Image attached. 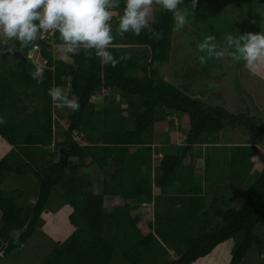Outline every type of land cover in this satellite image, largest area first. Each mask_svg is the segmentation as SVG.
<instances>
[{
	"label": "trees",
	"instance_id": "16d2710c",
	"mask_svg": "<svg viewBox=\"0 0 264 264\" xmlns=\"http://www.w3.org/2000/svg\"><path fill=\"white\" fill-rule=\"evenodd\" d=\"M254 1L264 5V0ZM115 3L107 49L117 60L114 66L82 48L55 58L54 48L61 43L56 31L50 38L36 37L37 50L12 40L7 41L12 51L0 54V142L8 149L0 158V243H5L0 255L20 248L44 226L47 203L59 190L73 232L38 264H112L118 256L128 264H194L229 240L228 264H243L253 248L262 257L264 245L254 229L264 228V161L252 185L245 186L256 146L240 145L237 156L230 154L232 160L206 156L201 170L193 151L213 142L202 138L227 128L264 129V119L249 109L239 113L233 104L206 106L163 80L157 65L171 60L172 13L154 2L139 35H120L116 28L124 2ZM233 28L237 35L264 30L246 16ZM142 47L147 56L132 51ZM34 53L44 62L39 72ZM52 86H68L79 105L76 111L68 109L62 128L54 116L59 104L47 94ZM111 90L121 95L122 105L116 106L113 97L103 102ZM227 94L223 90L216 96ZM162 110L178 114L187 131L182 151L156 158L153 132ZM75 134L84 141H74ZM212 165L226 167L228 174L209 175ZM91 166L103 172L99 193L82 172ZM28 175L35 179L33 186L23 183ZM8 180L17 184L14 189H2ZM164 195L166 210L152 212L149 205H158ZM143 205H148L145 214Z\"/></svg>",
	"mask_w": 264,
	"mask_h": 264
},
{
	"label": "rangeland",
	"instance_id": "374dc122",
	"mask_svg": "<svg viewBox=\"0 0 264 264\" xmlns=\"http://www.w3.org/2000/svg\"><path fill=\"white\" fill-rule=\"evenodd\" d=\"M182 6L187 7L189 11L186 13V24L181 29H175L171 60L168 64L157 65L159 76L181 89H186L188 95L199 98L206 106L233 104L239 113L249 109L250 115L264 119V64L256 68L251 66L246 68L244 61H235L227 53L222 58H211L205 63H200L198 56L202 53L197 50V44L209 35L215 36L213 43H216L218 47L227 48L225 35L228 33L237 35L233 25L244 16L264 29V5L254 0H197L196 7L193 9L190 0H184ZM132 51H139L143 56H147L148 50L142 47L139 49L132 48ZM37 56L38 53H34L31 59L36 60ZM54 57L65 59L64 53L57 46L54 48ZM38 61H34L35 64L37 63V69L43 68L44 62ZM192 72L194 76L189 77ZM60 89L67 98L72 99L68 86ZM223 90H227L228 94L224 98H218L216 94ZM120 96L116 90H111L104 93L102 99L104 102L108 97H113L114 104L119 106L122 105ZM67 112L66 106L56 105L54 107L55 123L58 127L65 126ZM186 131L178 114L172 115L162 110L160 122L155 125L153 132L152 154L154 157L159 158L164 154L182 151ZM73 138L77 142L84 141L81 135L75 134ZM210 138L212 143L202 142L194 147L193 159L197 169H204L203 164L206 156H216L217 159L230 157L229 159H231L237 156L235 154L239 152L238 147L240 145H255L257 149L252 153L253 157L251 158L254 165L249 176L245 178V186H251L264 161V129L250 131L240 128H227L217 135L202 139L210 141ZM1 147L0 144V158L8 151L7 148L2 149ZM158 164L159 161L157 160L153 162L154 166ZM220 165L225 166L224 164ZM225 168L215 170V166L212 165V171L209 175L225 176L228 174L225 173ZM82 172L92 181L93 192H101L103 172L96 166L86 168ZM13 181L8 180L2 189H14L17 184ZM23 183L33 186L35 179L28 175ZM212 185L215 184L210 182V186ZM220 185H222L221 182L218 183L217 187ZM34 199L35 195L32 194L30 203H33ZM143 206L146 207H141V213L145 214L148 205ZM150 206L153 209L152 212L166 210V206H168L166 196H163L158 205L156 203V205ZM46 210L44 226L37 229L20 248L9 252L6 256L0 255V264H38L53 248L72 234L73 228L67 222L70 209L64 204L59 190L53 193L47 203ZM254 232L264 245V228L256 226ZM232 244V240L224 242L211 255L194 264H228ZM4 245L5 243L3 245L0 243V252L4 249ZM173 257L171 255L169 259H173ZM112 264L128 263L118 256ZM243 264H264V249L261 257L257 249L253 248Z\"/></svg>",
	"mask_w": 264,
	"mask_h": 264
},
{
	"label": "clouds",
	"instance_id": "9594fccd",
	"mask_svg": "<svg viewBox=\"0 0 264 264\" xmlns=\"http://www.w3.org/2000/svg\"><path fill=\"white\" fill-rule=\"evenodd\" d=\"M124 7L119 16L116 32L120 35L131 31L139 35L147 26L150 7L155 2L161 8L172 13L174 28L181 29L186 24L188 8L184 0H123ZM195 9L197 0H190ZM115 0H0V54L11 52L7 41H18L21 47L33 43L38 32L56 31L61 43L57 47L67 54L76 48L85 53L92 50L101 62L117 60L109 48L112 40V26L109 23ZM159 38V33L154 32ZM227 48L213 43L215 36H206L197 44L200 63L211 58H222L226 53L235 61H244V66L256 68L264 64V30L244 32L238 35L228 33L224 37ZM231 49V51H229ZM39 72V69H37ZM54 104L66 106L76 111L78 103L62 94L58 86H52L47 92ZM4 123L0 117V124Z\"/></svg>",
	"mask_w": 264,
	"mask_h": 264
},
{
	"label": "built area",
	"instance_id": "2783aa9c",
	"mask_svg": "<svg viewBox=\"0 0 264 264\" xmlns=\"http://www.w3.org/2000/svg\"><path fill=\"white\" fill-rule=\"evenodd\" d=\"M53 31H43V32H38L37 37L40 39H46L50 38L52 36ZM34 50H37V46L33 47Z\"/></svg>",
	"mask_w": 264,
	"mask_h": 264
},
{
	"label": "crops",
	"instance_id": "0c3cea01",
	"mask_svg": "<svg viewBox=\"0 0 264 264\" xmlns=\"http://www.w3.org/2000/svg\"><path fill=\"white\" fill-rule=\"evenodd\" d=\"M0 144L2 145V147H1V148L3 149V148H4V145H3V143H1V142H0ZM154 161H155V160H154ZM154 161H153V162H154ZM157 161H159V160H157ZM7 182H8V181H7ZM7 190H11V189L9 188V189H7ZM134 213H135V211L133 212V214H134Z\"/></svg>",
	"mask_w": 264,
	"mask_h": 264
}]
</instances>
